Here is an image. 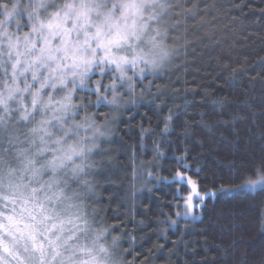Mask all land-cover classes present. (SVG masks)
<instances>
[{
	"label": "trees",
	"instance_id": "trees-1",
	"mask_svg": "<svg viewBox=\"0 0 264 264\" xmlns=\"http://www.w3.org/2000/svg\"><path fill=\"white\" fill-rule=\"evenodd\" d=\"M174 13L178 55L138 78L144 95L112 123L96 203L126 264H264V186L232 190L264 176V0H180ZM177 174L204 196L196 219Z\"/></svg>",
	"mask_w": 264,
	"mask_h": 264
},
{
	"label": "clouds",
	"instance_id": "clouds-1",
	"mask_svg": "<svg viewBox=\"0 0 264 264\" xmlns=\"http://www.w3.org/2000/svg\"><path fill=\"white\" fill-rule=\"evenodd\" d=\"M179 2L0 0V264H126L96 154L178 55Z\"/></svg>",
	"mask_w": 264,
	"mask_h": 264
},
{
	"label": "snow or ice",
	"instance_id": "snow-or-ice-1",
	"mask_svg": "<svg viewBox=\"0 0 264 264\" xmlns=\"http://www.w3.org/2000/svg\"><path fill=\"white\" fill-rule=\"evenodd\" d=\"M182 160V158H181ZM185 170H187L188 166L187 165H182ZM170 182H177L181 185V187L187 185H191V194L186 198L187 202L185 204V207L187 209V212L185 214V218L191 217L192 219H196L195 216L192 214V209H193V200H197L200 203H197L195 207H200L201 203L204 199V196H201L198 192V189L196 187L195 181L188 179L180 174H177V176L172 178V181ZM258 186H264V176L260 177L256 182L254 183H245L241 184L238 186V189H232L233 191L235 190H253L254 188ZM210 195V194H206ZM177 197L184 199L183 197H180L179 191H177Z\"/></svg>",
	"mask_w": 264,
	"mask_h": 264
},
{
	"label": "rangeland",
	"instance_id": "rangeland-1",
	"mask_svg": "<svg viewBox=\"0 0 264 264\" xmlns=\"http://www.w3.org/2000/svg\"><path fill=\"white\" fill-rule=\"evenodd\" d=\"M191 194V193H190ZM189 194V195H190ZM188 195V196H189ZM186 202H187V200L185 201V204H186ZM185 204H184V207H185ZM194 207H195V200H193V209H192V213H193V211H194ZM186 212H187V209H186V207L182 210V214L183 215H185L186 214Z\"/></svg>",
	"mask_w": 264,
	"mask_h": 264
}]
</instances>
